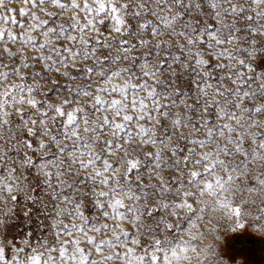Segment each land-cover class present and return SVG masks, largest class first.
<instances>
[{"label": "snow or ice", "instance_id": "1", "mask_svg": "<svg viewBox=\"0 0 264 264\" xmlns=\"http://www.w3.org/2000/svg\"><path fill=\"white\" fill-rule=\"evenodd\" d=\"M262 192L264 0H0V264H181Z\"/></svg>", "mask_w": 264, "mask_h": 264}, {"label": "clouds", "instance_id": "2", "mask_svg": "<svg viewBox=\"0 0 264 264\" xmlns=\"http://www.w3.org/2000/svg\"><path fill=\"white\" fill-rule=\"evenodd\" d=\"M205 198L208 200L215 199L210 193ZM253 199L259 205L264 201V192L259 196H254ZM256 214H258V209L252 206L245 212L244 219L252 221V227L249 228L247 236L253 238L252 243L264 248V231L257 230L258 224L264 226V219L257 222L255 220ZM232 224L233 220L229 216L228 209L218 207L215 211H210L201 229L203 238L197 241L196 251L190 252L189 258L182 260L181 264H202L205 259L206 264H216L217 260L221 258V253H223L224 259H228L229 255L232 254L229 244L234 242L233 237L240 235L230 231ZM185 238L190 239V237ZM240 259L242 257L238 256L237 260Z\"/></svg>", "mask_w": 264, "mask_h": 264}, {"label": "rangeland", "instance_id": "3", "mask_svg": "<svg viewBox=\"0 0 264 264\" xmlns=\"http://www.w3.org/2000/svg\"><path fill=\"white\" fill-rule=\"evenodd\" d=\"M242 237V246L238 245V237ZM234 242L229 244L231 252L234 250H240L246 256L249 264H264V248L257 245H247L246 241L248 239H253L250 236L237 235L233 237Z\"/></svg>", "mask_w": 264, "mask_h": 264}, {"label": "water", "instance_id": "4", "mask_svg": "<svg viewBox=\"0 0 264 264\" xmlns=\"http://www.w3.org/2000/svg\"><path fill=\"white\" fill-rule=\"evenodd\" d=\"M241 241H242V237L240 236V237H238V239H237V243H238V245H240ZM251 241H252L251 239H248V240L246 241L247 245H256L255 243H252ZM257 246H258V245H257Z\"/></svg>", "mask_w": 264, "mask_h": 264}, {"label": "flooded vegetation", "instance_id": "5", "mask_svg": "<svg viewBox=\"0 0 264 264\" xmlns=\"http://www.w3.org/2000/svg\"><path fill=\"white\" fill-rule=\"evenodd\" d=\"M243 244H242V241H241V243H240V246H242Z\"/></svg>", "mask_w": 264, "mask_h": 264}]
</instances>
